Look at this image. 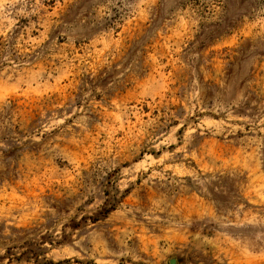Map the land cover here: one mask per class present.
<instances>
[{"label": "rangeland", "instance_id": "374dc122", "mask_svg": "<svg viewBox=\"0 0 264 264\" xmlns=\"http://www.w3.org/2000/svg\"><path fill=\"white\" fill-rule=\"evenodd\" d=\"M0 264H264V0H0Z\"/></svg>", "mask_w": 264, "mask_h": 264}]
</instances>
